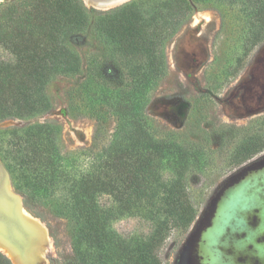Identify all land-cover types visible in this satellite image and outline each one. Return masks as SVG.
Here are the masks:
<instances>
[{
	"label": "trees",
	"instance_id": "16d2710c",
	"mask_svg": "<svg viewBox=\"0 0 264 264\" xmlns=\"http://www.w3.org/2000/svg\"><path fill=\"white\" fill-rule=\"evenodd\" d=\"M53 1L35 0L0 22V48L10 57L0 61V122L49 113L50 80L82 73L68 42L89 26V14L76 0ZM200 4L226 5L242 16L238 71L264 39V0H132L93 21L100 51L87 56L83 80L69 95V110L95 121L91 145L66 150L53 121L1 131L8 134L0 151L15 169V189L31 200L44 197L68 224L72 256L65 264H163L171 231L184 233L195 219L189 189L210 164L208 151L160 131L146 109L168 73L167 43ZM263 151L261 118L245 128L228 164L241 166ZM136 216L149 222L147 235L123 237L113 229ZM0 264L12 262L0 253Z\"/></svg>",
	"mask_w": 264,
	"mask_h": 264
},
{
	"label": "rangeland",
	"instance_id": "374dc122",
	"mask_svg": "<svg viewBox=\"0 0 264 264\" xmlns=\"http://www.w3.org/2000/svg\"><path fill=\"white\" fill-rule=\"evenodd\" d=\"M76 1L83 5L90 18L89 26L75 33L68 42L81 59L82 73L52 78L46 87L51 104L49 113L27 121L5 120L0 122V132L53 121L60 127L66 150H80L91 145L95 121L71 112L68 99L83 80L87 56L100 51L91 25L110 6L96 7L84 0ZM34 3L35 0H0V22L20 16ZM46 3L50 5L54 1L46 0ZM141 4L148 6L145 1ZM153 5L161 8L160 4ZM244 27L237 9L200 4L166 45L168 73L153 92L146 113L160 131L174 133L179 142L204 146L210 164L197 184L189 189L196 217L184 233L171 231L160 251L163 264H200V233L209 225L218 197L247 171L264 165V151L241 166L228 164L245 128L264 118V39L243 58L242 67L235 70V62L242 56ZM8 59V53L0 48V61ZM0 137L7 139L8 134L1 132ZM0 162L9 175L10 192L16 194L25 211L40 224L49 241L46 257H35V264H65L72 256L67 222L53 215L44 197L31 200L15 189L16 172L3 150ZM112 227L123 237L144 236L150 231L149 222L138 216L125 217L114 222Z\"/></svg>",
	"mask_w": 264,
	"mask_h": 264
},
{
	"label": "water",
	"instance_id": "95a60500",
	"mask_svg": "<svg viewBox=\"0 0 264 264\" xmlns=\"http://www.w3.org/2000/svg\"><path fill=\"white\" fill-rule=\"evenodd\" d=\"M94 1L100 5L112 4L109 7L112 9L131 0ZM9 185V175L0 162V195L9 208V214H0V243L10 249L20 263L35 264L33 252L42 236L21 217L25 209L16 194L10 192ZM254 216L258 223L253 229L249 222ZM263 235L264 165L247 171L218 197L209 225L200 233V264H238L230 252L237 253L248 246H252L255 257L264 259V242H259Z\"/></svg>",
	"mask_w": 264,
	"mask_h": 264
},
{
	"label": "bare ground",
	"instance_id": "6f19581e",
	"mask_svg": "<svg viewBox=\"0 0 264 264\" xmlns=\"http://www.w3.org/2000/svg\"><path fill=\"white\" fill-rule=\"evenodd\" d=\"M87 4L91 5V6H96V7H107V6H112L111 5H100L97 4L94 0H84ZM8 205L7 202L2 198V196L0 195V214H9V210H8ZM21 217L31 226L34 227V229L40 233V235L42 236L41 238V242H39V244L35 247L34 252H33V258L35 257H39L40 259H44L47 255V253L49 252V247H48V239L45 236L42 227L40 226V224L32 218V216H30L25 210H22L20 213ZM0 251L6 255L13 264H22L20 263L19 259L16 257V255L7 247H5L4 245H2L0 243ZM34 264V263H33Z\"/></svg>",
	"mask_w": 264,
	"mask_h": 264
},
{
	"label": "flooded vegetation",
	"instance_id": "af4514ba",
	"mask_svg": "<svg viewBox=\"0 0 264 264\" xmlns=\"http://www.w3.org/2000/svg\"><path fill=\"white\" fill-rule=\"evenodd\" d=\"M258 218L255 216L249 222V225L254 229L257 226ZM259 242H264V235L261 237ZM236 258L238 264H264V259H259L252 254V246L244 248L242 251L237 253L230 252Z\"/></svg>",
	"mask_w": 264,
	"mask_h": 264
}]
</instances>
